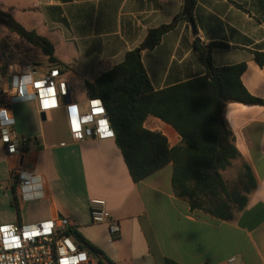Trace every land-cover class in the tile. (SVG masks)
Segmentation results:
<instances>
[{"label":"crops","instance_id":"obj_1","mask_svg":"<svg viewBox=\"0 0 264 264\" xmlns=\"http://www.w3.org/2000/svg\"><path fill=\"white\" fill-rule=\"evenodd\" d=\"M183 6L184 0H0V9L54 44L73 87L95 82L121 64L150 30L182 15ZM191 16L193 23L181 20L155 49L142 52L154 89L204 76L197 46L224 43L229 47L212 52L214 65L245 63L243 85L264 99V66L255 60V52L264 53V0H196ZM7 76L0 75V90ZM12 113L17 134L29 145L15 157L0 144V225L67 217L114 264H227L232 257L236 264H264L263 106L230 103L225 110L241 155L232 165L246 163L256 181L245 208L230 221L177 198L171 164L135 183L115 138L75 142L67 120L62 132H55L41 120L35 102L15 104ZM144 126L166 136L171 147L181 143L172 127L152 116ZM16 165L40 176L42 198L22 202L16 197L11 182ZM93 199L104 200L119 221L117 239L110 238L106 225L92 224ZM32 210L37 214L30 215Z\"/></svg>","mask_w":264,"mask_h":264},{"label":"trees","instance_id":"obj_2","mask_svg":"<svg viewBox=\"0 0 264 264\" xmlns=\"http://www.w3.org/2000/svg\"><path fill=\"white\" fill-rule=\"evenodd\" d=\"M195 2L192 0L191 15ZM186 19L179 15L170 24L150 30L140 47L128 52L121 64L95 82H86V93L89 99L103 101L115 142L135 183L171 164L172 188L177 198L187 201L192 209L230 221L245 208L256 181L246 163L241 164V175L246 180L243 190L231 191L223 175L234 162L241 161L225 110L230 103L264 107V99L253 96L243 85L245 63L214 65L212 52L215 48H228L224 43L197 46L206 68L204 76L163 90L154 89L142 52L155 49L167 33ZM0 25L39 50L47 59V68L65 69L55 56L54 44L37 31L26 29L11 13L0 10ZM255 60L264 66V53L255 52ZM12 65L11 61L0 59V75L6 77ZM213 79L221 84V103ZM150 116L172 127L181 143L171 147L166 136L146 129L144 123ZM13 189L16 190L15 185ZM14 206L19 215L16 198ZM69 235L81 250L95 254L100 264H114L76 229H70ZM165 264L177 263L166 260Z\"/></svg>","mask_w":264,"mask_h":264},{"label":"built area","instance_id":"obj_3","mask_svg":"<svg viewBox=\"0 0 264 264\" xmlns=\"http://www.w3.org/2000/svg\"><path fill=\"white\" fill-rule=\"evenodd\" d=\"M8 77H11L10 82ZM48 88L53 91L49 92ZM74 101V87L59 68H44L38 64L20 66L17 73L8 74L0 90V144L10 156L20 157L27 151L29 140L17 134L12 113L13 106L23 102H35L39 114L46 116L66 108L69 132L75 142L115 137L101 99H89L81 108ZM11 182L16 186V197L22 202L44 196L40 176L20 165L12 168ZM90 215L92 224L106 225L110 238H118L120 223L104 200H91ZM73 227L74 223L63 216L36 224L0 225V264H100L95 254L81 250L69 235ZM236 263L235 257L227 261V264Z\"/></svg>","mask_w":264,"mask_h":264},{"label":"rangeland","instance_id":"obj_4","mask_svg":"<svg viewBox=\"0 0 264 264\" xmlns=\"http://www.w3.org/2000/svg\"><path fill=\"white\" fill-rule=\"evenodd\" d=\"M26 29L30 30L28 27ZM0 59L5 61H11L14 64L9 70V72L13 74L17 73L19 65L26 66L29 64H38L44 66L45 68H47L48 66L47 59L42 55L39 50L26 43L24 40H21L18 36L12 34L1 25ZM2 83H6V81L3 80ZM74 95V102L79 106V108H81L82 105L86 104L89 100L86 93V88L82 83L74 84ZM66 114V108H61L56 112L49 113L47 115V120L45 121V124L55 129V132L61 133L62 126H64L66 122ZM241 173V166L239 164H234L230 166L225 172H223V175L231 191L243 190V183H246V180L243 179ZM36 214L37 210H32L30 212V215L34 216ZM79 233L83 236V232L80 231Z\"/></svg>","mask_w":264,"mask_h":264},{"label":"water","instance_id":"obj_5","mask_svg":"<svg viewBox=\"0 0 264 264\" xmlns=\"http://www.w3.org/2000/svg\"><path fill=\"white\" fill-rule=\"evenodd\" d=\"M191 3H192V0H184L182 15L186 17L190 21V23H193V18L191 16ZM10 81H11V77H8V82ZM213 83L217 87L218 94H219V103H221L222 95H223L221 84L218 79H213ZM40 117L43 122L47 120V116L45 114H41Z\"/></svg>","mask_w":264,"mask_h":264},{"label":"snow or ice","instance_id":"obj_6","mask_svg":"<svg viewBox=\"0 0 264 264\" xmlns=\"http://www.w3.org/2000/svg\"><path fill=\"white\" fill-rule=\"evenodd\" d=\"M39 87H40V84L38 83L37 88H39ZM48 91L51 92L53 90L51 88H48ZM96 103H98V102H96ZM45 106H47V102H45ZM108 135H111V133L109 132Z\"/></svg>","mask_w":264,"mask_h":264}]
</instances>
